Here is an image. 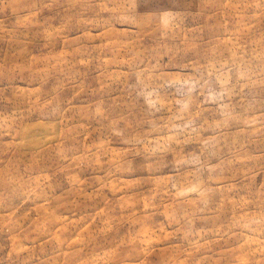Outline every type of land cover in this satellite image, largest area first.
Instances as JSON below:
<instances>
[{"label":"rangeland","instance_id":"374dc122","mask_svg":"<svg viewBox=\"0 0 264 264\" xmlns=\"http://www.w3.org/2000/svg\"><path fill=\"white\" fill-rule=\"evenodd\" d=\"M0 264H264V0H0Z\"/></svg>","mask_w":264,"mask_h":264}]
</instances>
